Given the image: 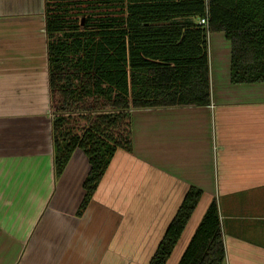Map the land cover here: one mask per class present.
I'll use <instances>...</instances> for the list:
<instances>
[{
    "label": "crops",
    "instance_id": "0c3cea01",
    "mask_svg": "<svg viewBox=\"0 0 264 264\" xmlns=\"http://www.w3.org/2000/svg\"><path fill=\"white\" fill-rule=\"evenodd\" d=\"M44 0H0V264H150L190 188L202 199L167 264H179L217 199L225 264H264V83L230 82L231 45L209 35L207 107L132 111L82 217L77 150L54 165Z\"/></svg>",
    "mask_w": 264,
    "mask_h": 264
},
{
    "label": "trees",
    "instance_id": "16d2710c",
    "mask_svg": "<svg viewBox=\"0 0 264 264\" xmlns=\"http://www.w3.org/2000/svg\"><path fill=\"white\" fill-rule=\"evenodd\" d=\"M44 2L55 172L77 150L90 165L78 217L117 152L133 153L132 111L211 105L210 34L231 45V84L264 83V0ZM202 196L189 189L150 264L169 262ZM226 258L214 199L179 264Z\"/></svg>",
    "mask_w": 264,
    "mask_h": 264
},
{
    "label": "built area",
    "instance_id": "2783aa9c",
    "mask_svg": "<svg viewBox=\"0 0 264 264\" xmlns=\"http://www.w3.org/2000/svg\"><path fill=\"white\" fill-rule=\"evenodd\" d=\"M200 23L203 24V25H206L207 24V19H201Z\"/></svg>",
    "mask_w": 264,
    "mask_h": 264
},
{
    "label": "rangeland",
    "instance_id": "374dc122",
    "mask_svg": "<svg viewBox=\"0 0 264 264\" xmlns=\"http://www.w3.org/2000/svg\"><path fill=\"white\" fill-rule=\"evenodd\" d=\"M82 18V17H81ZM80 19V18H79ZM212 48L211 41L209 40V49Z\"/></svg>",
    "mask_w": 264,
    "mask_h": 264
}]
</instances>
